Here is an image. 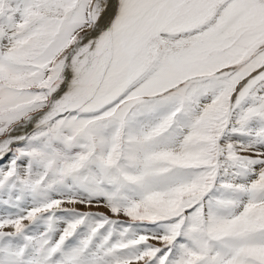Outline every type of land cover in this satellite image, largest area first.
I'll return each instance as SVG.
<instances>
[{"label":"snow or ice","instance_id":"obj_1","mask_svg":"<svg viewBox=\"0 0 264 264\" xmlns=\"http://www.w3.org/2000/svg\"><path fill=\"white\" fill-rule=\"evenodd\" d=\"M0 264H264V0H0Z\"/></svg>","mask_w":264,"mask_h":264}]
</instances>
